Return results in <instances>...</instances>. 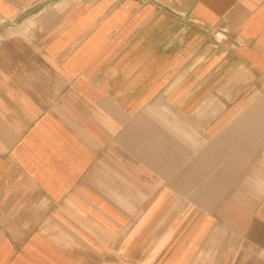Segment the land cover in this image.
Returning a JSON list of instances; mask_svg holds the SVG:
<instances>
[{
	"label": "crops",
	"instance_id": "obj_1",
	"mask_svg": "<svg viewBox=\"0 0 264 264\" xmlns=\"http://www.w3.org/2000/svg\"><path fill=\"white\" fill-rule=\"evenodd\" d=\"M0 264H264V0H0Z\"/></svg>",
	"mask_w": 264,
	"mask_h": 264
}]
</instances>
